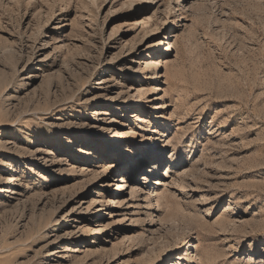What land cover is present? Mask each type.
Here are the masks:
<instances>
[{"label": "rangeland", "instance_id": "obj_1", "mask_svg": "<svg viewBox=\"0 0 264 264\" xmlns=\"http://www.w3.org/2000/svg\"><path fill=\"white\" fill-rule=\"evenodd\" d=\"M183 255L264 264V0H0V264Z\"/></svg>", "mask_w": 264, "mask_h": 264}, {"label": "bare ground", "instance_id": "obj_2", "mask_svg": "<svg viewBox=\"0 0 264 264\" xmlns=\"http://www.w3.org/2000/svg\"><path fill=\"white\" fill-rule=\"evenodd\" d=\"M152 1V0H151ZM181 5V4H180ZM169 37H174V35L171 33L170 35H169ZM169 48V47H168ZM158 61V60H157ZM148 63V62H147ZM157 65H158V67H160V61H158L157 62ZM168 68V67H167ZM168 73V75H169V72H167ZM158 76L160 77V78H163L164 77V74H162V71L161 72H159L158 73ZM99 83H105V79H101L100 80V82ZM157 90V89H156ZM162 99H165V96H163L162 97ZM138 101H142V97H139L138 99H137ZM133 102V100H131V101H129V103H132ZM141 103V102H140ZM120 134L119 133H115L113 136H112V139H113V141H109L108 143H111V145H110V147L111 148H113V149H121V145L118 143V142H116V141H119L120 140ZM170 134L167 136V138H168V140L170 141ZM87 139H89V137L87 136V137H85V140H87ZM156 139V138H155ZM170 143V142H169ZM172 143V142H171ZM68 145H70V143L68 144ZM156 146V143H154L153 144V146ZM70 149H72L71 147H69ZM156 148L157 147H155L154 148V150L152 151L153 152V155L154 156H156V155H159V153H157V151L155 152V150H156ZM135 150H138V148H136ZM121 151V150H120ZM158 152H160V151H158ZM149 153H151V152H149ZM157 153V154H156ZM173 155H176V154H173ZM172 160H173V163H177V164H180L177 168H176V170L175 171H178L180 168H181V166H182V164H184V159H183V157L181 156V155H179V156H173L172 157ZM164 161H166L165 159H163L162 160V162H164ZM161 162V163H162ZM153 173L155 172V171H157V173L159 172L158 170H159V164L157 165L156 163H154L153 164ZM174 170L172 169V165L171 166H168L167 167V172H166V176H170V177H172L173 176V174H172V172H173ZM126 181V178L125 177H122V179H121V181L118 183V186H117V188H116V190H120V188L121 187H123V185H120V184H125L124 182ZM156 183H160L161 184V182H157L156 181ZM163 184V183H162ZM125 186V185H124ZM177 261L176 262H172V264H178V261H180V260H186L187 259V256L186 255H183V256H177L176 258H175Z\"/></svg>", "mask_w": 264, "mask_h": 264}]
</instances>
